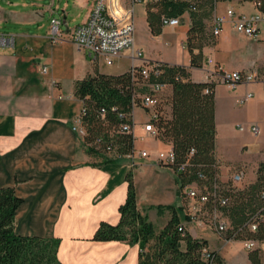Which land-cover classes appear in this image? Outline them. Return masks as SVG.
<instances>
[{"label": "crops", "instance_id": "1", "mask_svg": "<svg viewBox=\"0 0 264 264\" xmlns=\"http://www.w3.org/2000/svg\"><path fill=\"white\" fill-rule=\"evenodd\" d=\"M6 1L9 8L0 5V187L13 186L23 198L16 213V230L59 238L57 255L62 264H138V244L98 241L93 236L101 221L119 222V207L128 197V174L139 158L133 161L123 156L99 163L100 158L88 153L83 136L74 129L80 126L83 108L74 91L76 80L96 68L119 74L151 59L133 58L134 45L117 57V68L111 69L100 62L102 57L94 62L76 45L69 29L87 18L92 0ZM137 7L153 35L146 5ZM80 14H85L82 20L77 18ZM56 16L66 20L61 26L66 35L57 40L51 34V18ZM226 26L250 43L249 50L227 47L224 28L216 43L204 48L205 57L212 56L222 71H251L260 80L243 82L236 88L216 83L215 156L222 162V179L245 166V179L252 183L264 161V32L251 38ZM183 42V51H188ZM123 56L131 58L130 64L118 68L123 66ZM158 61L189 65L190 53L182 61ZM190 71L193 80H208L204 66L191 67ZM254 124L259 125L258 134L250 129ZM138 132L146 133L142 122ZM171 202L168 204L177 202L176 195ZM179 215L190 231L201 237L194 230L195 224L184 213ZM170 216L169 210L163 213L159 228Z\"/></svg>", "mask_w": 264, "mask_h": 264}, {"label": "trees", "instance_id": "2", "mask_svg": "<svg viewBox=\"0 0 264 264\" xmlns=\"http://www.w3.org/2000/svg\"><path fill=\"white\" fill-rule=\"evenodd\" d=\"M147 21L153 35L163 30V16L182 15L190 12L191 22L187 30L185 47L190 53V64L160 61L161 74L151 76L150 81L168 82L172 87L169 111H166L164 96L157 107L154 120L159 138L170 143L177 163L186 162L185 170L178 171L182 186L192 181L210 183L215 179L218 158L215 156V85L213 81H195L191 67H202L203 49L216 43L217 37L207 30L206 19L214 9V0H155L146 5ZM141 65H135L119 74L104 73L99 69L88 73L75 82V95L82 99L81 124L85 128L84 143L90 155L100 158L99 163H108L115 158L127 156L136 150L133 133L119 131L131 114L134 102L141 105L137 93L144 92ZM105 108V116L101 109ZM149 110V108H147ZM100 138L99 142L95 140ZM194 149L192 154L191 150ZM199 172L205 177L200 178ZM226 182L231 204L228 213L237 227L246 219V212L259 201L258 192L264 186V161L260 162L257 179L246 186H233ZM23 198L13 186L0 187V264H62L58 258L59 238L22 234L16 230V213ZM171 213L168 221L156 228L154 223L138 207L134 183H129L128 197L120 205L121 217L113 224L101 221L93 239L98 241L121 240L138 244V264H228L224 256L212 249V262L202 258L208 240L196 237L187 225H183L178 209L168 205ZM183 225V230L180 226ZM258 264L255 252L249 254Z\"/></svg>", "mask_w": 264, "mask_h": 264}, {"label": "built area", "instance_id": "3", "mask_svg": "<svg viewBox=\"0 0 264 264\" xmlns=\"http://www.w3.org/2000/svg\"><path fill=\"white\" fill-rule=\"evenodd\" d=\"M153 1L155 0H92L89 15L85 20L69 29L70 37L76 45L89 53L94 62L102 57L106 64H113L115 59L125 50L134 49L136 6L140 3L147 5ZM180 1L193 2L194 0ZM221 3H226L224 8H220ZM249 5H251V9L247 8ZM65 23L66 20L62 17L51 18V34L55 40L66 35L61 27ZM163 23L164 26L174 27L181 23V15H165L163 16ZM226 25L248 37L259 38L264 32V0H214V9L210 18L212 35L218 37ZM183 46L185 47V43ZM141 56L140 50H133V58H141ZM159 62L144 60L140 71L146 90L137 93V96L141 98V105H136L134 102L131 114H120V117L127 118V120L121 124L119 131L133 133L135 143L140 138L135 133L134 112L137 107L151 110L150 118L144 124V130L147 136L158 137V140L161 141L154 120L160 113L157 107L161 96L171 85L164 81H150L151 76L158 77L161 74ZM134 66L132 67L134 68ZM204 67L209 74V81L224 82L231 88H236L243 82L260 80L258 74L251 71H222L217 68L212 56L204 58ZM48 69V66H43L44 72H47ZM251 95L252 93L248 94V96ZM105 112V108H102V117L105 116ZM78 122L80 126H76L74 129L84 137L86 130L81 124L80 116ZM250 129L254 134H258L260 131L258 124L252 125ZM100 140L97 138L95 141L99 142ZM193 152L194 149L191 150L190 154ZM127 156L133 161L137 157L152 159L158 165L177 172L185 170L186 167V162L177 163L176 154L171 144L167 150L152 151L144 148L134 150ZM221 166L222 162L218 160L215 179L212 182L201 183L196 180L183 186L184 194L188 199L185 209L186 218L195 224V232H197V228L201 230L208 228L216 233L224 246L239 242L249 259V254L255 252L259 257L258 264H264V186L258 192L259 201L254 203L246 212L245 221L235 227L228 213L231 197L228 195L226 186L228 184L221 177ZM245 175V166L237 167L230 175L232 185L239 187V183L245 179ZM199 177L204 178L205 175L199 172ZM184 224L186 225V221H183ZM183 225L180 226V230L184 229ZM217 250L221 253L220 249ZM211 251L210 245L203 249L202 258L207 262H212L214 259ZM250 262L254 264L251 259Z\"/></svg>", "mask_w": 264, "mask_h": 264}, {"label": "rangeland", "instance_id": "4", "mask_svg": "<svg viewBox=\"0 0 264 264\" xmlns=\"http://www.w3.org/2000/svg\"><path fill=\"white\" fill-rule=\"evenodd\" d=\"M0 5L9 8L6 0H0ZM225 5L226 3H221L220 8H224ZM247 8L251 9V5L247 6ZM136 10L138 17H136L134 45L136 51L138 50L136 48H139L142 51V58L151 59L148 61L152 62L153 60L182 61L183 59H186L188 57L189 51H183L181 42H186L187 30L189 28L191 20L189 11L184 12L181 15L180 24L174 27L169 25L163 26L160 38H158L155 35H151V33L149 32L146 20L142 16V10L138 7ZM84 15L85 14H80L77 18L82 20L84 18ZM210 18L206 19V23L207 30L211 32ZM224 37L227 47L238 48L241 51L249 50L250 43H248L242 37L237 36L233 32H231V29H229L228 26H225ZM214 44H209L206 46ZM116 60L118 59L116 58L113 64H106L105 61L101 58L100 62L103 65L106 64L111 69H115L117 68ZM130 61L131 58L129 56H123V66H119L118 68L127 67L130 64ZM202 66H204V61ZM171 93L172 87L170 86L165 91L164 96L166 111H169L170 108L168 98ZM135 113V121L137 124L135 133L136 136L140 137L137 140V143H135L136 150H142L144 148L150 149L152 151H158V149L167 150L170 146V144H167V142L163 140L159 141L158 137H149L145 132H138V125L142 122V126L144 127V124L150 118L151 110L143 107H137ZM138 158L139 159H137V162L132 164V169L128 174V181L129 183H134L137 204L138 201H140L139 208L147 216H152L151 218L154 221V225L158 229L163 220V213L169 210L168 203H172L171 199L173 198V196L176 195L177 197V202H174V205L178 209L179 214H182V216L183 213L185 214L188 199L184 194L182 182L177 171H173L165 166H160L157 163H153L152 159L140 157ZM230 175L231 174L228 175V180L231 178ZM247 184L249 183H247V180L244 179L241 183H239V186L242 187L246 186ZM197 230L201 237L209 240L212 249H220L222 240L218 238L215 232L208 228H205L203 230L197 228ZM242 251L243 246L239 242L227 244L226 246L221 248V252L225 255L226 260L230 264H248Z\"/></svg>", "mask_w": 264, "mask_h": 264}]
</instances>
